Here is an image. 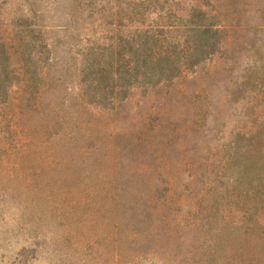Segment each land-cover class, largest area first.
Segmentation results:
<instances>
[{"label":"trees","instance_id":"trees-1","mask_svg":"<svg viewBox=\"0 0 264 264\" xmlns=\"http://www.w3.org/2000/svg\"><path fill=\"white\" fill-rule=\"evenodd\" d=\"M160 1L146 5L164 13L162 25L76 60L77 92L69 97L56 92L57 60L27 19L18 33L0 32V170L33 192L39 208L64 207L58 217H82L79 225L86 216L108 215L111 264H131L147 252L161 264H214L232 243L238 252L253 240L264 245V66L250 49L238 50L232 71L230 18L211 0H196L176 23ZM243 2L248 15L239 14L238 49L252 44L240 34L264 32L260 14ZM217 55L215 73H231L214 105L207 62ZM13 85L18 91L10 99ZM52 97L63 102L49 103ZM239 99L249 119L238 111L223 197L203 184V155L211 131L222 133ZM108 154L114 167L104 168ZM75 195L81 201L68 204Z\"/></svg>","mask_w":264,"mask_h":264},{"label":"rangeland","instance_id":"rangeland-1","mask_svg":"<svg viewBox=\"0 0 264 264\" xmlns=\"http://www.w3.org/2000/svg\"><path fill=\"white\" fill-rule=\"evenodd\" d=\"M195 1L162 0L159 5L163 7V12L173 11L168 15H173L170 21L176 23L182 11ZM241 1L211 0L210 3L211 6L219 7L230 18L228 41L234 48L231 65L234 73L238 72V50L246 54L250 49L248 54L253 55L258 65L264 66V32L257 31L251 37L240 34L241 38L252 44L249 47L242 45L238 49V28L243 21L239 14L248 15L243 10ZM245 2L253 4L264 24V0H244L243 3ZM153 7V4L147 7L146 0H0V32L18 33L23 30L19 25L24 24L27 19L31 23L29 27L34 29L33 37L36 38L39 33L51 50L53 60H57L58 67L53 68L54 76L59 79L56 92L69 97L77 92L76 60L92 47L117 43L123 36L133 34L134 30L162 25L164 13ZM218 56L207 62V66L213 71L207 87L214 105L218 91L225 83L223 80L231 73H215ZM17 91V85H13L10 99H15ZM139 99V94L131 99V112H135ZM61 102L63 100H54V97L49 101L57 105ZM232 107L229 112L233 114L230 122L222 129V133L211 131L212 139L208 142L210 149L203 155H206L203 184L217 189L223 197L227 196L224 189L228 188V176L231 172L223 170L224 162L233 147L232 131L238 120V111L243 119H249L246 118L249 109L244 100L232 103L230 108ZM13 130L19 131V128L13 127ZM3 131L5 129L0 127V134ZM19 136L20 134L17 135ZM113 155L106 156L104 168L114 167ZM0 169L4 168L0 166ZM261 185L263 182L253 183L251 192H257ZM245 189L246 186L241 191ZM74 200L81 201V196L71 197L68 204L72 205ZM45 209L36 206L33 192L22 189L19 183L8 181L5 170H0V264H111V223L108 215L99 218L95 214L92 217L86 216L88 219L78 225L77 221L81 222L82 217H58L64 207L60 210ZM134 227L138 229L136 225ZM149 246L145 244L144 249ZM127 247L132 249L134 245L130 243ZM218 255L220 260L214 264H264V245L253 240L248 245L244 244V250L238 252V243H232V247L224 248ZM131 264H161V261L147 252L135 258Z\"/></svg>","mask_w":264,"mask_h":264}]
</instances>
